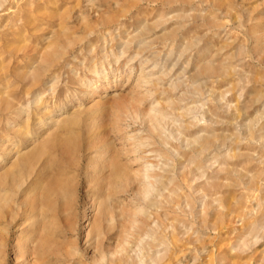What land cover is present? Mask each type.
Instances as JSON below:
<instances>
[{"label": "rangeland", "instance_id": "374dc122", "mask_svg": "<svg viewBox=\"0 0 264 264\" xmlns=\"http://www.w3.org/2000/svg\"><path fill=\"white\" fill-rule=\"evenodd\" d=\"M0 198V264H264V0H0Z\"/></svg>", "mask_w": 264, "mask_h": 264}, {"label": "bare ground", "instance_id": "6f19581e", "mask_svg": "<svg viewBox=\"0 0 264 264\" xmlns=\"http://www.w3.org/2000/svg\"><path fill=\"white\" fill-rule=\"evenodd\" d=\"M218 71V70H217ZM201 73H203V74H213V73H216V70L215 69H213L212 68V66H209V65H205L203 68H202V71H201ZM101 78V77H100ZM90 86V85H89ZM163 112H160L159 110H157V109H151L149 112H147V113H145V114H143V117H144V119L145 120H147V122H149V124H150V127H151V129L152 130H159L160 129V126H161V124H162V122H163V114H162ZM164 117H166V116H164ZM164 121H165V119H164ZM248 129H249V127H247ZM60 155L63 157V158H65L64 157V151L61 149L60 150ZM34 157V156H33ZM51 158V157H50ZM48 159V158H47ZM48 162V161H47ZM50 162V161H49ZM59 163V162H58ZM26 164V163H25ZM28 164V163H27ZM51 165V164H50ZM29 171V170H28ZM118 172V171H117ZM20 174V173H19ZM21 175V174H20ZM8 176H10L9 174H8ZM12 176H13V174H12ZM15 176V175H14ZM137 176V175H136ZM140 176H142V175H140ZM16 177H18V175L16 176ZM143 177V179L145 178H148V175H147V177H146V175L145 176H142ZM19 178V177H18ZM6 179V178H5ZM8 179V178H7ZM20 179V178H19ZM150 179V178H149ZM156 179V178H155ZM23 180V179H22ZM116 180V179H115ZM20 181H21V179H20ZM148 181V180H147ZM146 181V182H147ZM155 181V180H154ZM12 184H14V183H17L16 182V180L14 179V180H12ZM159 182V181H158ZM158 182H156V183H158ZM10 183V182H9ZM8 183V184H9ZM142 183H143V180H142ZM23 184V183H22ZM34 184V183H33ZM109 184V183H108ZM140 184H141V182H140ZM144 184H146V186L144 187V186H142V187H144L143 189H141V190H139L138 192V195L139 194H141L142 196H144L145 194H147L148 193V190H149V184H147V183H145V181H144ZM143 184V185H144ZM21 185V184H20ZM19 185V186H20ZM19 188V187H18ZM16 189V188H15ZM14 190V189H13ZM146 196V195H145ZM63 197V196H62ZM1 199V198H0ZM1 203V202H0ZM31 204V203H30ZM1 206V205H0ZM35 206V205H34ZM34 206H33V204L32 205H30L29 207V210L30 211H32L33 212V210H35L34 209ZM37 206V205H36ZM36 208V207H35ZM28 211V210H27ZM29 212V211H28ZM43 213V212H42ZM106 217V216H105ZM108 217V216H107ZM12 218V217H11ZM10 218V219H11ZM94 231V230H93ZM100 235V231L98 232V235L97 236H99ZM17 241H18V239H17ZM40 241V240H39ZM36 242V243H38V245H39V247L40 246H43V242H42V245L40 244V242ZM43 241H45V240H43ZM17 243L18 242H16L15 241V243H14V249L16 248V246H17ZM46 244H48L47 243V241H46ZM45 245V244H44ZM36 246V245H35ZM49 246V245H48ZM38 247V246H37ZM44 248H45V246H43ZM43 247H40V248H38V251H36L37 253L38 252H41V254L43 255V253H45V249L43 248ZM35 248V247H34ZM2 249V248H1ZM13 249V250H14ZM46 250H48V249H46ZM51 250V249H50ZM57 250H59V249H57ZM61 250V249H60ZM59 250V251H60ZM0 251H2V250H0ZM53 251V250H52ZM50 252L49 251V254H50V256H54V257H58L59 256V253L58 252ZM55 251V250H54ZM33 252V251H32ZM61 252V251H60ZM1 253V252H0ZM34 253V252H33ZM36 253V254H37ZM40 254V253H39ZM47 254H48V252H47ZM49 254H48V256H49ZM45 255V254H44ZM60 255H62V253H60ZM34 256H36L35 254H34ZM40 256V255H39ZM38 256V257H39ZM38 257L36 258V260L35 261H33V262H27L28 264H36V262H37V259H38ZM40 258V257H39ZM33 260H34V258H33ZM42 262V261H41ZM26 263V264H27Z\"/></svg>", "mask_w": 264, "mask_h": 264}]
</instances>
